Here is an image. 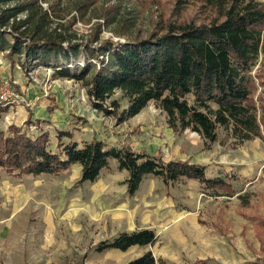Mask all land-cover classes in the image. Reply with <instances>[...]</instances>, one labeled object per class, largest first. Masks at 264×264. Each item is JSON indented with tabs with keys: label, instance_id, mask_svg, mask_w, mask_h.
Segmentation results:
<instances>
[{
	"label": "trees",
	"instance_id": "obj_1",
	"mask_svg": "<svg viewBox=\"0 0 264 264\" xmlns=\"http://www.w3.org/2000/svg\"><path fill=\"white\" fill-rule=\"evenodd\" d=\"M53 1L59 0H0V53L8 55L11 65L18 59L26 71L47 67L57 78L82 82L93 107L118 122L135 118L154 102L166 113L174 134L197 133L207 148L219 141L222 128L236 147L256 139L264 142L263 1L177 0L176 14H184L195 3L202 19L168 23L161 33L139 34L126 43L105 40L100 46L93 44L98 38L82 44L72 43L71 36L46 34L43 29L51 20L42 5L52 6ZM24 13L28 17L22 20ZM119 92L128 100L120 113L117 101L109 104ZM8 111L0 107V121ZM23 126L12 124L0 131V172L11 177L58 176L79 165L82 176L78 185L93 184L116 162L119 171L129 173L125 182L129 198L151 176L168 189L186 179L197 181L216 197L236 195L230 174L210 177L202 164L164 161L145 151L118 148L97 139L78 142L74 131L68 130H56L58 152H53L49 131L39 127L40 133L32 136ZM244 202L248 205L249 200ZM158 239L153 229L124 231L100 242L96 250L153 247ZM126 264L170 263L147 252ZM245 264H264V258Z\"/></svg>",
	"mask_w": 264,
	"mask_h": 264
},
{
	"label": "rangeland",
	"instance_id": "obj_2",
	"mask_svg": "<svg viewBox=\"0 0 264 264\" xmlns=\"http://www.w3.org/2000/svg\"><path fill=\"white\" fill-rule=\"evenodd\" d=\"M176 4L177 0L53 1L52 6L50 3L42 5L51 20L43 30L54 38L71 36L72 43L86 44L98 38L93 44L100 46L105 40L126 43L139 34L145 36L161 33L168 23L202 19L198 4L189 5L180 16L175 12ZM27 17V13L20 15L22 20ZM79 62L84 63V59ZM3 85H9L18 99L14 105L0 103V107L9 108L0 121V131H5L12 124L23 126L30 121L29 126L23 127L32 136L38 135L41 129L50 132V149L53 152H58L56 130L74 131L78 142L97 139L118 148L128 146L135 152H148V141L162 137L167 129L166 113H162L154 102L135 118L118 122L93 107L82 82L67 77L57 78L52 69L47 67H30L26 71L18 59L11 65L8 55L2 52L0 88ZM112 101L119 103L121 108L118 113L128 106V100L120 92L111 98L109 104ZM39 127L41 129L38 130ZM190 133L186 134L187 141L193 148L200 147L194 151L197 159L207 155L213 145L217 150L223 147L228 154L241 147L235 146V140L223 128L219 131V141L208 148L198 134L190 137ZM260 141L261 147H257V152L263 154L259 161L264 166V142ZM253 143L251 141L243 147L249 150ZM254 153L252 150L249 154ZM151 155L170 159L175 153L168 149ZM245 167L238 166L236 170L221 167V174L228 173L233 178L234 197H216L200 187L195 180V185L190 180V184L182 183L184 186L179 188L175 185L168 189L166 186L163 192L159 179L152 176L140 196L141 203L127 200L122 187L126 175L117 169L116 162H112L110 169L103 172L93 184L78 185L82 176L79 165L70 167L61 175H49L35 180L27 177L18 179L0 172V264H104L110 258L112 261L106 264H115L113 256L110 257L112 250L100 253L96 247L100 242L123 232L125 212L131 210V207L134 210L137 205L144 207L143 200L151 187L153 191H161L157 196L153 195L155 198L149 199L156 202H152L150 207L157 206V201L160 204V198L169 191L171 195L167 194V197L175 195L180 202L175 205V211L181 213L188 210L197 214L196 222L205 231L223 234L237 232L239 226H242L237 220L243 218L254 226L253 229L244 227L245 231L255 230L258 236H264V172L255 170V173ZM218 175L216 164H209L208 176ZM182 189L184 192L181 193ZM245 198L249 200L248 205L244 202ZM139 214L134 219L137 225L140 218L146 216V210L139 211ZM175 218L177 215H169L166 224L178 223ZM149 220L151 227L153 225L155 228L164 222L152 215ZM246 235L243 232L231 238L235 241ZM167 244L165 239H158L153 249L159 253L167 248L166 251L170 250L169 255L174 250L176 252L175 245L168 249ZM140 253L139 250L130 257H137ZM185 257L184 254L178 264H190Z\"/></svg>",
	"mask_w": 264,
	"mask_h": 264
},
{
	"label": "crops",
	"instance_id": "obj_3",
	"mask_svg": "<svg viewBox=\"0 0 264 264\" xmlns=\"http://www.w3.org/2000/svg\"><path fill=\"white\" fill-rule=\"evenodd\" d=\"M10 108L13 107L11 106ZM166 128L167 129L164 130L162 137H157L153 140L148 141V143H150L147 148L149 154H155L159 151L164 152L165 150L171 149L172 152L175 153V155H172L170 159L164 160L191 161L192 163H198L207 166V170L209 168V164L215 163L218 167L219 174L222 170L221 167H230L232 170H236L238 166H246L245 168H249L253 172H255V170H257V172H264V166L259 161V159H262L263 154H261L260 151L257 152V147H261L260 139L252 141L255 143L251 145V150H248L246 146L244 148L243 145L237 150L235 149L233 153L229 154L223 147L220 148V150H217L213 145L212 147L213 149H215V151H213V149L208 150L207 155H201L200 158L197 159L194 153L196 152L197 148L200 147L193 148L192 145L187 141L188 138L186 134L190 133V131L187 130L182 134H178L176 136L173 130L168 128V125ZM190 134V137H192V135L194 134L196 136L197 133L191 132ZM199 146H201V144ZM252 150L255 152L254 155L249 154ZM123 172H125L126 178L122 187L127 200L129 202L134 201V203L140 201L141 203L142 199L140 196L142 195L143 189L147 182H149L153 177L151 176L145 179L141 184V188L138 191L136 197L130 200L127 194L128 187L125 183L129 178V173L127 171ZM158 181L160 183L161 190L164 192V190L167 189L166 185H164L160 179ZM189 182L191 181L186 179L181 180L176 184V188H179L184 183L190 184ZM192 183L193 185L197 184L195 181ZM199 186L201 187L200 184ZM161 190L153 191L151 187L150 190H147V195H145V198L143 200L145 204L144 207H138L137 205L134 210L132 209V207L131 210L127 209L124 214V216L126 217L124 218L126 219L125 229H123L122 233H124V231L134 232L142 229H153L158 235L159 239L163 238L166 240V243H168V249H171L175 245L176 247L174 248H176V252L174 250L173 252H171L172 254L169 255L168 253L170 250L166 251L167 248H163L162 252L156 253L152 246L139 245L136 247H132L124 252L112 250L111 252H113V254L110 255V257L113 256V259H115V264H126L129 261L139 258L147 252H152L156 258H164L166 262L170 264H178L179 260L182 259L184 254L186 255L185 258H187V261L190 264H194L198 260H212L211 264H245L255 262V260L258 258H264V236H258L255 230H249L254 228L253 224L250 221L244 220L243 218L237 220V223H240L242 226H239L240 229L238 228L239 230L237 232L234 231L230 234H223L212 230L205 231L196 222L197 214L192 213L188 210L182 211L181 213H177V210L175 211V205L180 203L176 200L175 195H172V197H167V194L166 196L163 194V196L160 198V204L157 201V206L150 207L153 201L151 202V200L149 199L155 198L153 195L155 194L157 196V193H159V191ZM180 192L182 193L184 192V190L182 189L180 190ZM155 203L156 202H153V204ZM144 209L146 210V216H142L140 218V222L137 225L134 219L138 217V215L140 216L139 211ZM151 215L153 217L156 216L157 220H164V222H162V225L158 226L157 228H155L153 225L151 227L149 220ZM169 215H177V218H175V222L177 221L178 223L166 224V217L168 218ZM121 219L123 218L121 217ZM244 227L250 228L245 231ZM167 232H170L169 235L163 236V234ZM243 232H246L247 234L245 237L240 236L239 240H232L231 236L241 235ZM139 250L141 251L139 256L130 257L131 254L133 255L134 253L139 252ZM110 261H112L111 258L106 262L109 263ZM106 262H104V264H106Z\"/></svg>",
	"mask_w": 264,
	"mask_h": 264
},
{
	"label": "built area",
	"instance_id": "obj_4",
	"mask_svg": "<svg viewBox=\"0 0 264 264\" xmlns=\"http://www.w3.org/2000/svg\"><path fill=\"white\" fill-rule=\"evenodd\" d=\"M18 96L10 89L9 85H3L0 88V103L14 105Z\"/></svg>",
	"mask_w": 264,
	"mask_h": 264
}]
</instances>
